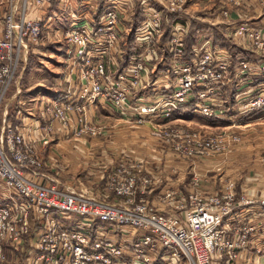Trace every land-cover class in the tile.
<instances>
[{
  "label": "built area",
  "instance_id": "built-area-1",
  "mask_svg": "<svg viewBox=\"0 0 264 264\" xmlns=\"http://www.w3.org/2000/svg\"><path fill=\"white\" fill-rule=\"evenodd\" d=\"M9 1L15 4L18 0ZM57 1L67 0H33L32 4L45 10ZM101 1L104 10L100 16L71 15L62 34L73 48L74 62L81 64L82 79L96 76L98 80L90 89L84 84L74 101L56 95L51 101L46 100L48 104L78 109L98 101L107 102L116 114L127 117L129 111L127 118L133 117L135 123L157 122V128L162 122L177 119L175 114L183 108H191L194 114L208 119L225 121L223 113L216 111L225 102H218L214 96L234 82L232 71L241 69L235 77L264 76V29L242 24L230 30L240 46L255 50L254 61L212 48V39H207L210 47H194L191 58L185 59L180 39L183 33L175 29L171 34L173 44L167 47V53L173 57L174 66L170 67L173 80H165L157 89V80L149 79L137 95L144 81V70L147 72L144 61H152L148 54L154 44L153 31L135 30L132 35L133 42H138L149 56L146 60L130 59L126 73L103 79L104 55H99V50L106 53L119 39L124 21L120 4L126 6V0H85L84 4ZM16 12L11 6L5 22L4 45L11 48L8 41L16 36L18 50L23 45L27 52L29 41L35 42L41 34V24L22 20L16 25ZM167 14H173V9L167 10ZM2 77L7 78L8 85V67L1 71ZM145 89L152 93L153 99L147 91L145 98L142 94ZM250 90V94L235 98L240 118L264 109V86L259 84ZM228 122L229 129L244 123L239 119ZM172 131L177 139L172 145L182 154L178 159L208 157L222 149L218 138L200 140L178 129ZM32 152L11 129L6 131V137L2 131L0 185L5 189L6 202L0 205V264L7 260L5 246L15 252L19 250L23 235L28 232L25 223L31 217L37 219L40 230L31 240L27 264H264V248L259 244L263 230L257 224H248L254 211H264V199H237L231 183L209 194L191 191L184 195L172 189L153 194L150 183L153 179L148 175L112 174L106 183L107 196L99 198L39 183L37 177H45L36 172L40 164ZM69 216L79 218L81 223L72 224Z\"/></svg>",
  "mask_w": 264,
  "mask_h": 264
},
{
  "label": "rangeland",
  "instance_id": "rangeland-1",
  "mask_svg": "<svg viewBox=\"0 0 264 264\" xmlns=\"http://www.w3.org/2000/svg\"><path fill=\"white\" fill-rule=\"evenodd\" d=\"M32 2L18 0L11 4L9 0H0V73L6 67L9 70L8 85L5 84L7 78H0V136L3 131L6 137V131L11 129L33 151L32 155L40 164L36 172L45 177H37L39 183L55 185L62 191L60 185L49 181L54 180L67 186V191L105 198L110 175L134 173L153 179L150 181L153 194L166 189L184 195L191 191L209 194L219 192L231 183L237 199H264V109L240 118L239 103L235 100L238 95L250 94V89L259 84L264 86V76L235 77L241 69L231 70L234 82L225 89H219L214 96L218 102H225L216 110L223 113L225 121L208 119L190 110L182 116L184 120L175 116L177 119L162 122L157 128V122L135 123L133 117L132 120L127 118L129 111L127 117L116 114L107 102L98 101L78 109L50 105L46 100L51 101L56 95L74 101L84 84L90 89L98 80L96 76L82 79L81 64L78 66L74 62L73 48L68 46L62 34L68 28L71 15L78 16L85 11L96 18L104 10V3L101 1L94 5L90 2L85 6V0L57 1L44 10L36 5L33 7ZM2 4L5 7L1 8ZM101 5L102 10L99 11ZM120 5H123L121 14L124 21L119 39L106 53L99 50V55H104L103 79L126 73L130 69L128 60L139 58L143 62L150 55L152 61H144L147 72L144 70V81L137 89V95L149 79L152 82L157 80V89L162 87L158 84L165 80H173L170 68L174 66L173 57L167 53V47L173 44L171 34L175 29L183 33L180 37L183 56L186 36L194 30L191 49L210 47L207 39H212V48L235 58L245 57L248 61L257 58L255 50L240 46L239 39H235L230 30L242 24L264 29V0H126V6L124 3ZM11 6L17 10L14 15L16 25L22 20L40 21L41 34L35 42L29 41L27 52L23 45L18 50L16 36L8 41L11 48L4 45L7 42L5 22ZM170 9H173V14L168 15L167 10ZM31 11L37 15L30 16ZM144 29L153 31L154 44L148 55L138 42L132 40L135 30ZM212 31L221 36V40L216 39L219 43H228L226 48L214 44ZM23 44L26 45L24 40ZM145 91L142 90V94ZM149 96L154 98L152 93ZM238 119L244 123L237 124L239 128L229 129L228 121ZM175 129L188 133L187 136L196 135L200 140L218 138L222 149L208 157L178 159L182 154L176 152L172 145L177 140L172 131ZM139 186L140 181H137ZM4 190L0 185V205L6 202ZM68 221L81 223L75 216H69ZM253 223L263 230L259 244L264 248L263 210L254 211L248 224ZM24 229L28 232L23 235L18 251L5 246V264H27L31 240L40 230L37 219L28 218Z\"/></svg>",
  "mask_w": 264,
  "mask_h": 264
},
{
  "label": "trees",
  "instance_id": "trees-1",
  "mask_svg": "<svg viewBox=\"0 0 264 264\" xmlns=\"http://www.w3.org/2000/svg\"><path fill=\"white\" fill-rule=\"evenodd\" d=\"M194 30H191V33L189 32L186 36L185 39V48H184V57L185 58H191L192 56V49L191 46L194 43ZM221 36L217 33L214 32V44H219L220 47L226 48V46H228V43H226L225 41L219 43L218 40H221L222 38H220Z\"/></svg>",
  "mask_w": 264,
  "mask_h": 264
},
{
  "label": "crops",
  "instance_id": "crops-1",
  "mask_svg": "<svg viewBox=\"0 0 264 264\" xmlns=\"http://www.w3.org/2000/svg\"><path fill=\"white\" fill-rule=\"evenodd\" d=\"M102 3H104V2H102ZM102 5H103V4H102ZM102 5H101V7L99 8V11L102 10ZM2 7H5V4H2V5H1V8H2ZM99 11H98V12H99ZM30 13H31L30 16L33 15V16L35 17V14H36L35 11H34V12L31 11ZM83 13H87V14H89V12H85V11H84ZM36 15H37V14H36ZM214 32H215V31H212V35L214 34ZM13 98H14V97H13ZM190 110H191V108L180 109L175 115H176V117H177V116H180L181 119H180V118H178V119H180V120H184V119H182V116H184V115H185L184 113H186V112H188V111H190ZM179 113H181V114H179ZM32 126L34 127V125H32ZM30 127H31V126H30ZM30 127H29V128H30ZM50 182H52V183H56V184L60 185V187H61L62 190H64V191L69 190L67 186H65V185H63V184H60L58 181L50 180Z\"/></svg>",
  "mask_w": 264,
  "mask_h": 264
},
{
  "label": "bare ground",
  "instance_id": "bare-ground-1",
  "mask_svg": "<svg viewBox=\"0 0 264 264\" xmlns=\"http://www.w3.org/2000/svg\"><path fill=\"white\" fill-rule=\"evenodd\" d=\"M181 122V121H180Z\"/></svg>",
  "mask_w": 264,
  "mask_h": 264
}]
</instances>
